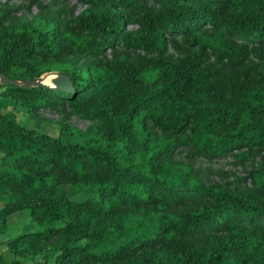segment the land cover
I'll return each instance as SVG.
<instances>
[{
  "label": "trees",
  "instance_id": "trees-1",
  "mask_svg": "<svg viewBox=\"0 0 264 264\" xmlns=\"http://www.w3.org/2000/svg\"><path fill=\"white\" fill-rule=\"evenodd\" d=\"M76 1L28 23L0 9V74L75 89L1 86L61 133L0 111V264H264V0ZM188 146L259 158L252 188L175 162ZM25 212L36 229L4 241Z\"/></svg>",
  "mask_w": 264,
  "mask_h": 264
},
{
  "label": "rangeland",
  "instance_id": "rangeland-1",
  "mask_svg": "<svg viewBox=\"0 0 264 264\" xmlns=\"http://www.w3.org/2000/svg\"><path fill=\"white\" fill-rule=\"evenodd\" d=\"M0 0V9L10 10L16 17L21 19L22 23H28L33 20L37 15L47 12H42L40 4L43 7H47L48 11L53 15L56 12H59L62 9L73 12L74 15H79L86 7L82 3L76 0ZM12 23H8L11 25ZM136 26H129L128 31H136ZM174 58L179 57L173 49L168 51ZM60 72H50L42 76V80L45 81L46 85L51 86L52 79L57 77V74ZM0 82V111L5 114L14 116L17 121L24 126L31 127L39 133H45L53 137L60 136V126L61 117L58 113L49 109H41L38 113L37 120H31L26 112L24 106L16 102L14 99L8 97L6 94V89ZM70 125L75 128L85 131L90 122L79 118L73 117L70 122ZM191 147L180 148L174 157L175 162H180L184 164L191 165L194 170L204 172L209 181L217 182L220 185H226L228 183H233L239 186L241 189L252 188L250 173L253 170H256L259 166V158H256V161H237L236 153L234 154H224L216 157L210 156H199L194 155ZM11 229L8 231L7 236H3L2 239L5 241L8 238H13L19 234L35 230L36 227L30 219V213L25 212L24 215H16L10 221ZM0 249H6V247L0 245ZM29 264H54V262L44 263L40 258H37L35 261L29 260Z\"/></svg>",
  "mask_w": 264,
  "mask_h": 264
},
{
  "label": "water",
  "instance_id": "water-1",
  "mask_svg": "<svg viewBox=\"0 0 264 264\" xmlns=\"http://www.w3.org/2000/svg\"><path fill=\"white\" fill-rule=\"evenodd\" d=\"M0 82L4 86H14L18 88H37V87H43V88H49L54 91H66L70 93H74V85L72 79L64 74V73H58L57 77L52 79L51 81V86H48L44 83V81L41 79L39 81H27V82H18L14 81L2 74H0Z\"/></svg>",
  "mask_w": 264,
  "mask_h": 264
},
{
  "label": "bare ground",
  "instance_id": "bare-ground-1",
  "mask_svg": "<svg viewBox=\"0 0 264 264\" xmlns=\"http://www.w3.org/2000/svg\"><path fill=\"white\" fill-rule=\"evenodd\" d=\"M44 83H46L45 81H44ZM47 84V83H46Z\"/></svg>",
  "mask_w": 264,
  "mask_h": 264
}]
</instances>
